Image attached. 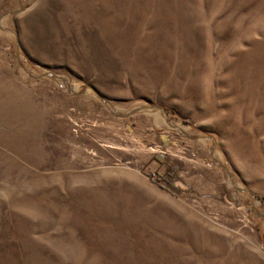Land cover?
Returning a JSON list of instances; mask_svg holds the SVG:
<instances>
[{"label":"rangeland","instance_id":"374dc122","mask_svg":"<svg viewBox=\"0 0 264 264\" xmlns=\"http://www.w3.org/2000/svg\"><path fill=\"white\" fill-rule=\"evenodd\" d=\"M0 264H264V0H0Z\"/></svg>","mask_w":264,"mask_h":264}]
</instances>
